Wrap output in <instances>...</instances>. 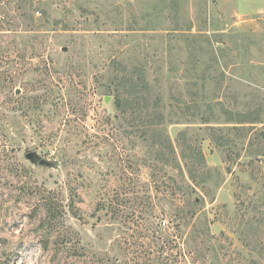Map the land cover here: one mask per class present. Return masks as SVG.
<instances>
[{"label": "rangeland", "instance_id": "374dc122", "mask_svg": "<svg viewBox=\"0 0 264 264\" xmlns=\"http://www.w3.org/2000/svg\"><path fill=\"white\" fill-rule=\"evenodd\" d=\"M17 2L0 0V264H264V0H29L51 32L27 51ZM113 58L163 93L180 169L116 119ZM227 119L257 121L252 144L190 132L212 171L196 186L177 138Z\"/></svg>", "mask_w": 264, "mask_h": 264}, {"label": "trees", "instance_id": "16d2710c", "mask_svg": "<svg viewBox=\"0 0 264 264\" xmlns=\"http://www.w3.org/2000/svg\"><path fill=\"white\" fill-rule=\"evenodd\" d=\"M17 3L18 7L16 10L18 14L16 16L21 19V23L25 24V27H23L24 29L21 30V33L25 35L24 37L28 38L27 41H24V39L22 38L21 45L23 51H27L28 46L32 44L31 40L40 38V34H50L51 31H49L47 27H45L47 21H43L42 19L40 20L35 17V12L38 11L32 8V4L29 3V0H18ZM28 4H30V6H28ZM26 7L28 9H25ZM0 13L4 16L9 17V11L2 10L0 11ZM115 63L117 62L115 58H113V61H111L106 68L107 70L105 69L104 75L110 77V83L112 84V86H107L105 92L107 94H114V108L118 113L121 114V116H117L116 119L119 122L122 121L123 125H125L126 128L131 129L127 132V136H131L134 135V133L140 132L141 136H139V138H141V143L148 150L149 154L155 155L156 160L162 162L164 166H170L175 169H180L181 167L180 162L178 161L176 149L165 129L167 122H165L166 104L163 93L158 92L154 85L146 81L147 72L142 71V73H144L145 75H141L139 77V82L137 83L134 81L133 72L123 70L125 69V67L118 70L114 68L116 66ZM51 72L55 74L58 71L56 68H53V71L52 69H50V73ZM46 89H48L49 92L48 90H46L45 92L42 88V95H38L37 97H35L37 101H42V97L44 98L43 101H50L54 99L51 96L53 89L49 86H47ZM202 105H204V107L207 109L211 108L209 106V103L205 100H203ZM202 122L208 125L211 123L206 118L203 119ZM225 122L227 123V127L223 128L216 127L215 129V127L211 126L204 127L205 129H199L198 131L185 129L181 131L180 137L177 138V146L180 150L183 167L189 175L191 182H193L196 186L199 185L203 187L205 184L204 182H207V180L209 181V183H211L212 179L210 177V174L212 173V171L211 168L207 166L203 153L201 151L200 142L203 137H201L200 135V137L194 139L193 135L192 137L191 135L188 136L190 132H197L199 134V131L207 130L206 128H209V130L221 131V138L216 137V135L210 136L211 140L215 142L217 147L224 146L223 143L219 144V141L223 139V135L226 133L227 148L232 144L237 146L236 141L240 142V150L242 151L247 149V146L249 147L252 144L251 135L254 127L251 126L257 124V121L249 123H236L232 121V119H227V121ZM232 124L241 125L232 126ZM244 124H249L250 127H245L246 125ZM235 132L239 134H237V138L232 139V134ZM248 132H250V135L248 134ZM260 157H262L260 153L254 155L253 158H256L254 162L261 163V159H259ZM236 158L238 160L240 158V155L238 154ZM235 160L236 159H233V161ZM196 170H198V172L201 171L202 174L206 175L207 177V180L203 182V186L199 183H196V177L194 173V171ZM188 186L193 191V188L190 185ZM194 203L196 204V206L199 205V201H196Z\"/></svg>", "mask_w": 264, "mask_h": 264}, {"label": "water", "instance_id": "95a60500", "mask_svg": "<svg viewBox=\"0 0 264 264\" xmlns=\"http://www.w3.org/2000/svg\"><path fill=\"white\" fill-rule=\"evenodd\" d=\"M67 50L68 49L66 47H63L61 49L62 52H67ZM105 101H108V99H106ZM25 157L30 163H32L34 165H40V166H44V167H48V168L54 167L53 162L41 158L36 152H29L26 154Z\"/></svg>", "mask_w": 264, "mask_h": 264}, {"label": "built area", "instance_id": "2783aa9c", "mask_svg": "<svg viewBox=\"0 0 264 264\" xmlns=\"http://www.w3.org/2000/svg\"><path fill=\"white\" fill-rule=\"evenodd\" d=\"M162 224H163V226H164L166 223H165V222H163Z\"/></svg>", "mask_w": 264, "mask_h": 264}]
</instances>
